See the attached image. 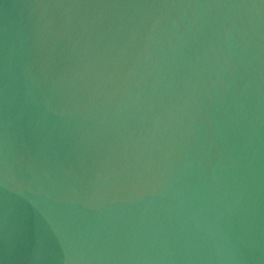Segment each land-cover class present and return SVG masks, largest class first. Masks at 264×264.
<instances>
[{
    "label": "water",
    "instance_id": "95a60500",
    "mask_svg": "<svg viewBox=\"0 0 264 264\" xmlns=\"http://www.w3.org/2000/svg\"><path fill=\"white\" fill-rule=\"evenodd\" d=\"M0 264H264V0H0Z\"/></svg>",
    "mask_w": 264,
    "mask_h": 264
}]
</instances>
